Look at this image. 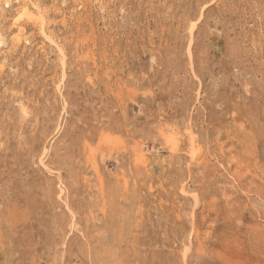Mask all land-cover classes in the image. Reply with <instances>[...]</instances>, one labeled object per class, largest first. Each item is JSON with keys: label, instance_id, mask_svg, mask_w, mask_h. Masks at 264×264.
Returning <instances> with one entry per match:
<instances>
[{"label": "rangeland", "instance_id": "1", "mask_svg": "<svg viewBox=\"0 0 264 264\" xmlns=\"http://www.w3.org/2000/svg\"><path fill=\"white\" fill-rule=\"evenodd\" d=\"M0 264H264V0H2Z\"/></svg>", "mask_w": 264, "mask_h": 264}, {"label": "bare ground", "instance_id": "2", "mask_svg": "<svg viewBox=\"0 0 264 264\" xmlns=\"http://www.w3.org/2000/svg\"><path fill=\"white\" fill-rule=\"evenodd\" d=\"M2 0H0V2H1ZM7 2V1H6ZM9 2V1H8ZM8 2H7V5H8Z\"/></svg>", "mask_w": 264, "mask_h": 264}]
</instances>
